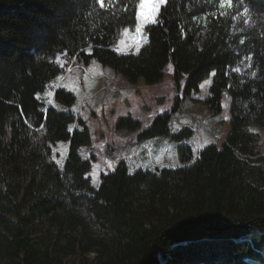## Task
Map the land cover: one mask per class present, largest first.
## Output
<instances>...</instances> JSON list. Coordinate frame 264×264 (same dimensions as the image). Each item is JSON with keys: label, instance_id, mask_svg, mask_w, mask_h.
<instances>
[{"label": "trees", "instance_id": "trees-1", "mask_svg": "<svg viewBox=\"0 0 264 264\" xmlns=\"http://www.w3.org/2000/svg\"><path fill=\"white\" fill-rule=\"evenodd\" d=\"M139 2L0 0V264H264V166L253 163L264 154L249 128L264 129V0H164L146 42L118 52ZM61 53L131 84L162 81L170 62L183 96L211 76L206 106L218 115L230 96L223 142L194 154L191 127L173 124L177 94L147 127L131 114L114 127L168 137L180 163L130 170L121 159L94 187L96 157L79 153L92 144L86 121L39 95L62 72ZM52 101L71 105L75 95L58 86ZM58 140L67 141L62 159ZM44 225L48 239L30 237Z\"/></svg>", "mask_w": 264, "mask_h": 264}, {"label": "rangeland", "instance_id": "rangeland-1", "mask_svg": "<svg viewBox=\"0 0 264 264\" xmlns=\"http://www.w3.org/2000/svg\"><path fill=\"white\" fill-rule=\"evenodd\" d=\"M159 3V7L156 12L153 13V4ZM164 3V0H144L145 7L141 9L140 4L137 9V24L133 28H125L119 34L117 40L114 43L113 49L118 52L128 53V52H136L140 46L146 42L147 35L145 32V25L149 22L155 20L160 6ZM137 25H140V31L137 32ZM86 51H89V48H86ZM56 62L62 67L64 72L61 75H58L56 78L51 80L45 86V89L42 93H39L40 97L45 98L49 97V102L51 101L53 107L58 111L62 112H71L76 114L80 118L86 121V125H88L91 133V138L93 140L92 146H82L81 156L83 158H89L91 154L95 155L96 160L93 161V166L91 171L89 172L91 176V183L94 187L99 184V174L101 172H106L111 170L118 160L124 159L128 163L129 167H138L141 163L137 164L136 162L131 165L132 160L135 155L139 152H143L145 156L148 158V164H142L143 168L150 169L153 166H162V165H174L176 162L171 160H154L152 158L151 148L149 146V142L144 140H139L138 132H127L125 130H117L114 127L115 120L125 114H130L133 112L142 113V119L145 122L146 113H143L145 108L141 105V100L135 101L134 98L130 96H126V94L137 95V91H140L145 87V85L136 83L131 84L128 83L124 79H116L111 74H101L103 70H107L109 67L106 65H102L96 60H92L86 65L78 64L73 59H67V56L64 53L59 54L55 58ZM78 65H81L78 67ZM73 66V71L72 70ZM244 65H236L231 68L232 71L241 72ZM173 67L172 63H167L165 66V76L166 79L169 78L172 74ZM88 72L91 73V78L88 76ZM66 73V74H65ZM113 77V82L116 86H112L113 90H117L119 88L130 89L127 91L121 90L120 93L123 94V97L120 99H110L109 91L103 90L102 92H98L96 95L94 94L96 89L89 88V83L92 80H96L99 78H104L106 83L108 84L109 78ZM60 83H59V81ZM211 81V76H208L202 83V91L205 86ZM59 83V84H58ZM69 90L75 95V101L71 105H64L58 102L52 101V92L56 88V86ZM176 91V87H172L171 90ZM104 94H107V98L102 100L100 103H96L94 98H102ZM183 94V93H182ZM176 92L174 93V96ZM181 97L183 95L180 94ZM145 100V99H143ZM135 101V102H134ZM133 102L135 104H133ZM147 110H154L157 108L158 101L145 100ZM186 105L191 106L190 104H196L194 108V112L188 111L183 105L180 106V109H185L188 114L196 120L197 125L202 126L206 135H203V131L198 135L201 138L200 144L204 145L207 142L215 143L216 145H220L224 136L229 130V105H230V96L228 93H224L221 104L222 111L220 113L219 120H210L209 122L201 119L199 116L209 119L211 116H216L212 110H210L205 105H201V103L191 99L190 97L185 98ZM139 104V105H138ZM163 107L166 111H169L170 102L166 97V102H163ZM204 108V109H203ZM147 112V111H146ZM219 117V116H218ZM173 119V117H172ZM183 125L187 127H191V130L194 133V125L193 120H183ZM143 126V125H142ZM250 130L259 133L260 144H261V152L260 154H264V129L258 126H250ZM196 139L194 134L191 135L187 140L189 144L190 141ZM140 144H144L145 147H140ZM193 149L194 154L200 148H195L194 144L190 145ZM54 151L58 153V158L62 159L67 151V141L66 140H58L56 145L54 146ZM255 164H261L264 166V160L254 161ZM139 168V167H138ZM136 169V168H135ZM30 175L26 177V181L29 180ZM3 185V183H1ZM22 193L19 192V198ZM47 226L44 225L41 231L37 233H32L30 235L34 240L40 241L39 237L46 240L48 239ZM90 258H92L93 253L90 252L88 254ZM79 263V256H67L63 258V264H71L72 262Z\"/></svg>", "mask_w": 264, "mask_h": 264}, {"label": "crops", "instance_id": "crops-1", "mask_svg": "<svg viewBox=\"0 0 264 264\" xmlns=\"http://www.w3.org/2000/svg\"><path fill=\"white\" fill-rule=\"evenodd\" d=\"M80 66L81 65H78V67H80ZM71 71H73V69ZM101 74H111L114 78H117V79H121L122 78L123 79L122 76L115 75L111 68H108L107 70H103ZM210 82L205 86L203 91H202V83H201L199 85V91L198 92H193V93H191L188 96L181 97L180 94L182 95V91H179L178 89H176V91H174L173 89L171 90V88L173 86L175 87V84H174V81H173V78H172V74L167 79H166V76L164 75V78H163L162 81H160L158 83H155V84H151V85H147V84H145L143 82V80H139L138 83L142 84V85H145V87L143 89H141L140 91H137V95L136 96H134L133 94H126V96L127 97L130 96L131 98H134L135 101H139V100L142 99L141 100V105H143V108H145L143 113H146L145 122L142 119V116H143L142 113H139V112L135 113V112L132 111L130 114L132 116L140 119V121H141V123L143 125V128H145V127H147L149 125L150 121L152 120V118L155 115L160 114V113L168 112L163 107L164 106L163 102H166V97L168 98V100L170 102V105H169V110H170L172 108V105H173V102H174V98L178 94L180 96V98H181V104L183 105V107L186 108L188 111H190V112H192L193 114L196 115L197 113L194 112V108L196 107V104H190L191 106L186 105L185 98L190 97L191 99L201 103V105H205L206 106L204 100L207 98V96L209 94L208 88H209ZM182 83H184V78L182 79ZM89 88L96 89V91L94 93L95 95L98 92L99 93L102 92L103 90L109 91L110 99H112V100H114L115 98L116 99H120V97L124 96L123 94L120 93L121 90H123V91L130 90V89H126V88H119L117 90H113L112 89V85L111 84H107L103 77L99 78V80L98 79L92 80L89 83ZM175 92H176V95L174 96ZM106 98H107V94H104L102 96V98H94L95 99L94 101L96 103H100L102 100H104ZM143 99H145V100L147 99V100H151V101H158L157 102V108L154 109V110H147L148 106H146V103L143 102V101H145ZM134 102H133V104H135ZM197 116H199L201 119L205 120L206 122L207 121L209 122L210 120H214V119L217 121V120H219V118H221L220 117V113L218 115H216V116L209 117V119H205V118L201 117L200 115H197ZM173 124H174V122H173ZM203 135H206L205 131H203ZM194 137H196V139L190 141V143L192 145L194 144L195 148L201 147L202 145L199 146L201 138H199V136L195 135V134H194ZM142 140L149 142L148 144H149V146L151 148L152 158L154 160H159V161H161V160H171V161L176 162V164L180 163V161H179V153L177 151L176 143L173 142L172 140H170L168 137L155 136V137H152V138H147V139H142ZM92 142H93V140H92ZM207 143H210V141L207 142ZM91 146H92V144H91ZM82 148L83 147H81L79 149V153L80 154H81V149ZM85 158H87V157H85ZM132 161L133 162H131V165L133 163H135V162L137 164L141 163V165L138 166L139 168H143L142 164H148V162H147L148 158L145 156V154L143 152H139L138 154H136ZM138 167H129V168H130V170H133V169L138 168Z\"/></svg>", "mask_w": 264, "mask_h": 264}, {"label": "built area", "instance_id": "built-area-1", "mask_svg": "<svg viewBox=\"0 0 264 264\" xmlns=\"http://www.w3.org/2000/svg\"><path fill=\"white\" fill-rule=\"evenodd\" d=\"M88 76L91 78L90 72H88ZM107 82L114 87H118L114 84L112 76ZM183 120H193L194 133L196 134H200V132L204 130L202 126L197 125L196 120L193 119V117H191L185 109H179V111H177V113L174 115L173 122L177 125H183ZM139 146L145 147L144 144H140Z\"/></svg>", "mask_w": 264, "mask_h": 264}, {"label": "snow or ice", "instance_id": "snow-or-ice-1", "mask_svg": "<svg viewBox=\"0 0 264 264\" xmlns=\"http://www.w3.org/2000/svg\"><path fill=\"white\" fill-rule=\"evenodd\" d=\"M98 3H100L101 6L104 4V0H97ZM222 3H224V0H221ZM227 3L231 4V0H227ZM141 9L145 7L144 0H141L140 4ZM159 7V3H154L153 4V13L156 12L157 8ZM140 31V25H137V32Z\"/></svg>", "mask_w": 264, "mask_h": 264}, {"label": "bare ground", "instance_id": "bare-ground-1", "mask_svg": "<svg viewBox=\"0 0 264 264\" xmlns=\"http://www.w3.org/2000/svg\"><path fill=\"white\" fill-rule=\"evenodd\" d=\"M73 59V58H72ZM73 61H74V59H73Z\"/></svg>", "mask_w": 264, "mask_h": 264}]
</instances>
